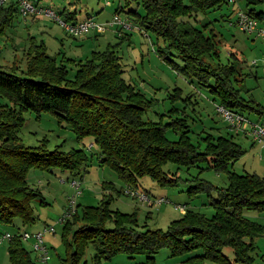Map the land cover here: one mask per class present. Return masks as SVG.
I'll list each match as a JSON object with an SVG mask.
<instances>
[{"label": "rangeland", "instance_id": "1", "mask_svg": "<svg viewBox=\"0 0 264 264\" xmlns=\"http://www.w3.org/2000/svg\"><path fill=\"white\" fill-rule=\"evenodd\" d=\"M11 1L17 9L0 33L1 66L9 68L15 65L19 72L25 69V49L30 41L42 40L49 54L56 55L57 61L63 60L68 69L67 75L71 77L78 60L89 57L92 50H103L108 46L120 57L125 81L147 100L148 106L141 118L161 121L169 140H179L182 132L185 133L188 142L193 143L198 151L203 150L211 136H230L244 151L229 163L228 168L238 173H264L259 161L262 155L260 145L243 131L229 125L217 111V94L209 86L200 84L194 76L182 72L178 68L179 59L161 50L165 46L163 40L155 37L152 30L140 26L133 19L134 14L128 13L127 9L142 13L136 0H28L34 9L26 15L19 11L18 0H5L0 4L8 6ZM259 7L264 12V4ZM47 8L68 23L88 16L97 22H104L117 12L128 25L122 27L121 34H118L117 26L111 24L103 31L90 28L80 35H73L58 20L44 13ZM240 8L246 9L241 0L229 1L184 18L200 27L205 23L207 31L216 33V61L233 62L242 72L239 80H232L239 86L241 94L264 103V43L258 35L244 32L235 23H229L236 20ZM260 23L264 24V19ZM66 58H73L74 61ZM0 101L10 104L4 96L0 97ZM242 113L249 121L258 120L254 111L243 110ZM17 136L25 146H42L63 154L80 150L84 155L75 170L55 163H43L41 159L29 164L26 181L32 188L39 189L43 196L34 197L30 202L34 209V222L21 224L19 219H14L12 223H0V235L5 231L12 235L22 231H42L49 224L54 227L53 232L42 231L45 249L33 248L32 237L21 239L33 264H70L66 261L70 251L67 242L71 240L72 229L79 223L70 218L75 208L80 217L86 207L106 204L111 210L134 212L137 227L164 230L188 209L212 215L214 207L211 202L217 195L216 187L227 183V172L209 166V157L208 160L188 164L165 160L161 168L173 177V183L160 182L149 174H133L131 179H125L114 166L102 159V150L91 135L77 137L69 122L51 111H22ZM90 142L92 144L88 146ZM72 179L79 181L78 186L72 183ZM126 187L144 192L147 199L125 192ZM242 213L264 225V208L244 207ZM66 217H69L70 224L63 222ZM113 224L114 219L104 221L105 227L111 228ZM67 226L70 228L65 231ZM7 245L8 240L0 243V264H9ZM84 246L75 264H245L235 258L233 248L228 245L221 248L223 260L203 255L200 247L171 253L166 246H162L149 261L144 253L130 257L121 250L107 258L101 256L95 259L93 245L89 242ZM42 254H48V258L42 259ZM247 254L254 263H264V234L253 236V247Z\"/></svg>", "mask_w": 264, "mask_h": 264}, {"label": "trees", "instance_id": "2", "mask_svg": "<svg viewBox=\"0 0 264 264\" xmlns=\"http://www.w3.org/2000/svg\"><path fill=\"white\" fill-rule=\"evenodd\" d=\"M241 1L250 16L259 21L264 19L263 9L259 7L264 0ZM227 2L136 0L142 13L136 9L127 11L134 14L133 19L140 26L160 37L165 44L161 50L179 59L178 68L182 72L209 86L220 104L240 113L250 110L264 115V106L243 96L239 86L233 83L232 80H239L242 74L235 64L216 61V33L207 31L205 23L200 27L184 18ZM16 9L14 1L8 6L0 4V33ZM116 28L121 30L120 26ZM25 58L26 67L20 72L15 65L9 68L0 65V97L4 96L10 103L0 101V223H12L14 219H19L21 224L34 222L30 202L34 197L43 196L26 181L29 164L41 159L43 163L75 170L84 157L80 150L63 154L42 146H25L18 140L22 111L46 110L68 121L77 137L91 135L102 150V159L125 179H131L133 174H149L160 182L171 183L173 177L161 168L168 159L188 164L209 157V166L227 172L226 185L216 187L217 195L211 202L212 215L188 209L164 230L137 227L134 212L111 210L106 204L86 207L80 217L75 208L70 218L79 223L67 242L70 251L66 261L70 264L79 261L84 245L89 242L94 247L95 259L107 258L121 250L130 257L144 253L149 261L153 253L166 246L171 253L200 247L203 255L223 260L221 248L228 245L237 260L245 264H264L254 263L247 254L253 247V236L264 234V225L242 213L244 207L264 208V176L228 168L244 151L238 142L227 135L211 136L203 150L198 151L183 132L179 140L167 139L161 121L141 118L148 106L147 100L125 81L120 57L108 46L92 50L89 57L78 60L71 77L63 60L57 61L56 55L49 54L42 40L30 41ZM107 218L114 219L113 227H105ZM63 222L70 224L69 217ZM69 228L67 226L65 231ZM7 252L9 264H33L19 233L8 240Z\"/></svg>", "mask_w": 264, "mask_h": 264}, {"label": "built area", "instance_id": "3", "mask_svg": "<svg viewBox=\"0 0 264 264\" xmlns=\"http://www.w3.org/2000/svg\"><path fill=\"white\" fill-rule=\"evenodd\" d=\"M3 1L5 0H0V3ZM228 1L234 2L235 0H228ZM18 2H19V11L22 12V14L24 15H26L28 11L34 9L33 4L28 0H18ZM43 11L45 14L52 16L54 19L58 20L60 24L63 26V28L73 35H80L88 31L90 28L97 29L98 31H103L106 28V26L111 25V24L120 26L121 29L123 26L128 25L126 24V21L121 20L117 12H114L110 20H107L104 22H101V21L97 22L93 20L91 16H88L81 21H74V22L68 23L65 20L60 19L58 15L54 13V11L51 9L47 8ZM235 19L236 20L230 21L229 23H235L238 26V28L244 32L254 33L258 35L264 43V24L260 23L258 19H256L253 16H250V14L245 9H241V8L237 10ZM118 34H121V30H118ZM253 62H256V61L253 60ZM216 109L222 114L224 119L229 122V125H231L237 130L243 131L255 143H258L262 148H264V120L249 121L248 118L242 112L240 113V111L233 110L220 103L217 104ZM91 144L92 143L90 142L88 146H91ZM72 183L75 186H78L79 181L72 179ZM126 189H125V192L129 191L132 195L138 194L140 199H147V195L142 191H137L136 189L131 190L129 187H126ZM69 213L70 212H67V214ZM42 231L53 232L54 227L49 224V226H46L45 228H43ZM42 231H36L32 233H29L27 231H22V232H19V236L21 238L32 237L33 238V244H32L33 248L45 249V246L42 244ZM11 236L12 234L10 232L8 231L3 232L0 235V243L3 242L4 240H9ZM41 258L46 260L48 258V254H42Z\"/></svg>", "mask_w": 264, "mask_h": 264}, {"label": "crops", "instance_id": "4", "mask_svg": "<svg viewBox=\"0 0 264 264\" xmlns=\"http://www.w3.org/2000/svg\"><path fill=\"white\" fill-rule=\"evenodd\" d=\"M257 101V100H256ZM257 102H259V101H257ZM262 106H264V103H261V102H259ZM254 114H256V116H257V119L260 121V120H264V115H262V114H257V113H254ZM260 149H261V153H262V155H260V159H259V161L261 162L260 163V165H261V167L264 169V148H262L261 146H260ZM260 175V174H259ZM263 176H264V173L262 174ZM22 239V238H21Z\"/></svg>", "mask_w": 264, "mask_h": 264}]
</instances>
